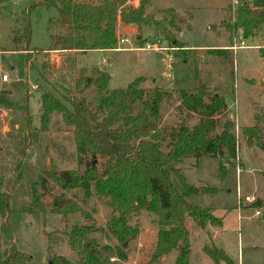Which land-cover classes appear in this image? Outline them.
Segmentation results:
<instances>
[{
    "label": "rangeland",
    "instance_id": "1",
    "mask_svg": "<svg viewBox=\"0 0 264 264\" xmlns=\"http://www.w3.org/2000/svg\"><path fill=\"white\" fill-rule=\"evenodd\" d=\"M71 1L100 3L103 0ZM231 1L150 0L147 14L161 18L164 10L172 7L178 15L177 27L167 25V28L183 46L174 45L177 49L170 50L168 57L166 52L136 49L147 40L166 39L163 29L156 25L141 29L136 24L120 25L118 36L129 41L118 46L126 50L52 51L50 34H64L67 27L51 22L58 16V10L50 5V0H0V169L4 173V189L10 194L12 208L19 209L32 199L34 184L42 178L34 189L47 204V211L43 213L9 214L12 232L0 235V260L16 244L27 256V264L76 263L80 257L70 248L63 231L80 226H90V236L101 245L118 243L107 228L115 209L106 196L98 195L93 185L90 195H86L83 186L63 187L44 173L52 162L58 174L66 170L84 174L91 161L100 174L105 171L103 157L77 153L74 128L64 124L61 114L53 113L47 131L40 129V89L53 92L70 106L67 98L74 92V81L86 68L89 76L97 74L94 70L110 74L108 90L126 87L144 75L146 79L140 86L159 85L168 92L160 105L165 151L171 148L177 130L192 129L199 121L198 114L183 105L181 88L194 87L198 78L209 87L210 93L218 92L225 97L228 110L217 115L213 134L222 132L225 120H233L236 156L231 157L226 151L217 157L197 158L192 154L182 162L169 165L170 169H180L194 189L198 187L188 200L213 208L222 220L221 226L210 229L216 234L215 241L212 234L186 214L192 243L190 264H214L202 250L209 236L226 250L235 264H264V28L254 37L238 31L231 39L230 32L221 23L230 13L234 14ZM28 19L32 35L27 48L24 42L16 41V36L23 32ZM242 39L246 47L231 48ZM210 49L220 50L208 52ZM4 73L8 75L5 81L2 80ZM100 95L95 84L80 94L93 110H98ZM255 123L261 128L260 140L253 138L250 144L242 129ZM18 160L22 161L23 178L13 187L17 175L14 166ZM172 179L176 186L183 188L176 174H172ZM209 186L217 191L204 192ZM69 201L78 203L85 214L52 212L55 204L65 205ZM256 209L261 215L255 214ZM131 223L139 233L129 244L128 257L111 259L115 264H148L157 240V215L142 210L134 215ZM176 256L177 251H173L167 259L160 258L153 264H174Z\"/></svg>",
    "mask_w": 264,
    "mask_h": 264
},
{
    "label": "trees",
    "instance_id": "2",
    "mask_svg": "<svg viewBox=\"0 0 264 264\" xmlns=\"http://www.w3.org/2000/svg\"><path fill=\"white\" fill-rule=\"evenodd\" d=\"M150 0H140L138 6L128 4L126 0H103L100 3L73 2L71 0H50L58 10L55 24L67 27L64 34H50V50H76L87 52L91 49H114L118 44L119 23L143 26L156 25L163 29L169 45L183 46L168 30L177 27L178 15L174 8H166L165 15L157 18L146 13ZM29 7V10H31ZM231 9V8H230ZM230 32V38L241 31L244 36H256L264 28V0H252L251 4L240 6L228 19L222 20ZM32 28L30 20L25 23L23 32L16 36V41L24 42L27 48L31 42ZM21 49V48H18ZM22 50V49H21ZM212 50L220 49H210ZM97 74L88 75L83 68L74 81V92L67 98L65 105L53 92L40 89V129L47 131L53 113L62 115L65 125L74 128V141L78 154L101 156L105 159L103 174L93 166L80 174L76 170L57 173L52 162L44 169L50 178L63 187L83 186L86 195H90V187L100 196L108 198L109 205L115 209L107 221V228L115 236L118 243L101 245L90 236V226L74 227L64 230L70 248L80 259L68 264H115L112 257L125 260L128 247L139 229L131 221L134 215L142 210L157 215V240L155 249L148 264H153L165 255L177 251L175 264H190L192 243L190 231L186 225L188 214L196 224L204 229L208 225L220 226L222 220L213 212V208L191 203L188 198L195 195L194 186L187 182L180 169H170L173 162L179 163L192 154L217 157L228 152L237 154V136L235 123L225 120L223 130L214 136L217 115L228 110L225 97L218 92L210 93L209 87L197 78L192 88H181L179 93L186 109L196 112L199 121L192 128L181 127L177 130L174 142L168 151L162 149V133L160 129V105L167 91L159 85L153 88L140 86L146 76L141 75L126 87L108 90L110 74L94 70ZM91 80V83L90 81ZM155 80V78H153ZM92 84L101 92L98 110H93L83 94ZM260 125L255 123L242 129L250 144L253 138L259 142ZM26 139V135L23 136ZM48 147V146H47ZM22 161L18 160L14 168L17 171L13 187L23 178ZM176 174L183 186L180 189L172 179ZM34 184L32 199L21 208L14 209L10 203V194L4 189V173L0 169V235L12 232L8 220L9 214L21 211L43 213L47 204L37 194ZM215 187H207L204 192H216ZM52 212L68 215L84 209L76 202L65 205L55 204ZM202 250L212 259L214 264H235L226 250L217 245L209 236ZM27 256L12 244L0 264H27Z\"/></svg>",
    "mask_w": 264,
    "mask_h": 264
},
{
    "label": "built area",
    "instance_id": "3",
    "mask_svg": "<svg viewBox=\"0 0 264 264\" xmlns=\"http://www.w3.org/2000/svg\"><path fill=\"white\" fill-rule=\"evenodd\" d=\"M250 2H252V0H232L231 1V8H233V10L235 12L238 7L248 5V4L250 5L251 4ZM128 41H129V39L126 37H120L119 36V38H118V44L126 43ZM118 44L112 50L122 51V50L127 49L125 47L118 46ZM246 46H247L246 41L244 39H242L239 44H235V45L231 46V48L234 50H237L239 48L246 47ZM128 49H135V48H128ZM136 49L166 52V55L169 57L168 52L170 50H174L177 48L174 45H169L164 39L156 37L154 39L145 41L142 47H138ZM7 79H8V75L6 73L2 74V80L5 81ZM255 214L257 216H259V215H261V211L256 210Z\"/></svg>",
    "mask_w": 264,
    "mask_h": 264
},
{
    "label": "crops",
    "instance_id": "4",
    "mask_svg": "<svg viewBox=\"0 0 264 264\" xmlns=\"http://www.w3.org/2000/svg\"><path fill=\"white\" fill-rule=\"evenodd\" d=\"M136 3V4H135ZM128 4H131V5H134V6H138V0H128ZM120 25H125V26H130V25H133V24H125V23H119L118 27ZM93 50H96V51H106V50H112V49H91V50H88V51H93ZM66 51V50H65ZM52 52V51H51ZM36 86V85H35ZM257 210V209H256ZM214 212V211H213ZM221 226V225H220ZM213 228H218V226H213V225H208L206 228H204L203 230L208 232V234H212V232L210 231V229L212 230ZM264 229V228H262ZM213 235V239L216 241L217 239L215 238V235L216 234H212ZM168 255H165L164 257H162V259H167ZM163 262V261H162ZM175 264V263H174Z\"/></svg>",
    "mask_w": 264,
    "mask_h": 264
},
{
    "label": "water",
    "instance_id": "5",
    "mask_svg": "<svg viewBox=\"0 0 264 264\" xmlns=\"http://www.w3.org/2000/svg\"><path fill=\"white\" fill-rule=\"evenodd\" d=\"M90 81V80H89ZM196 190H198V187H195Z\"/></svg>",
    "mask_w": 264,
    "mask_h": 264
}]
</instances>
